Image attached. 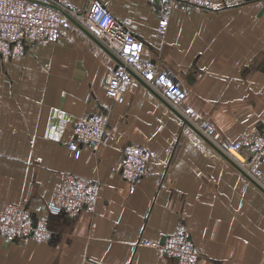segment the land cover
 <instances>
[{
	"label": "crops",
	"instance_id": "0c3cea01",
	"mask_svg": "<svg viewBox=\"0 0 264 264\" xmlns=\"http://www.w3.org/2000/svg\"><path fill=\"white\" fill-rule=\"evenodd\" d=\"M100 1L142 41L141 58L168 70L198 117L212 122L216 141L264 126V0L177 2L160 40L164 0ZM115 62L74 26L18 57L0 54V209L23 200L50 230L39 243L0 236V264H178L141 241H160L179 223L199 248L195 264H264L263 192L141 79L130 81L122 101L108 97ZM104 106L108 143L83 144L73 158L75 119ZM129 143L149 153L133 190L117 166ZM65 172L102 183L93 212L49 210Z\"/></svg>",
	"mask_w": 264,
	"mask_h": 264
},
{
	"label": "built area",
	"instance_id": "2783aa9c",
	"mask_svg": "<svg viewBox=\"0 0 264 264\" xmlns=\"http://www.w3.org/2000/svg\"><path fill=\"white\" fill-rule=\"evenodd\" d=\"M180 1L196 7L209 6L208 0H164L158 12L156 35L159 40L167 31L171 10ZM72 26L84 28L117 59L105 78L108 97L122 101L130 81L134 77L141 79L264 190V174L260 169V164L264 163V126L243 132L232 142L216 141L212 122L198 117L197 110L186 102L184 89L168 70L158 69L152 61L141 58L142 41L132 33L127 22L116 19L100 0H87L81 8L69 0H0V54L18 57L34 44L55 42ZM109 111L110 107L104 106L75 119L74 138L67 142L73 158L80 156L83 144L97 149L108 143ZM261 115L264 120V108ZM148 155L143 145L129 143L121 148L117 166L121 177L130 184V190L148 172ZM101 188L99 180L65 172L54 187L49 210L65 216L76 215L81 210L93 212ZM0 236L21 243H39L50 238V230L46 220L20 200L2 204ZM141 243L152 246L158 257L170 256L178 264H195L199 257V248L184 223H179L160 241L142 240Z\"/></svg>",
	"mask_w": 264,
	"mask_h": 264
},
{
	"label": "water",
	"instance_id": "95a60500",
	"mask_svg": "<svg viewBox=\"0 0 264 264\" xmlns=\"http://www.w3.org/2000/svg\"><path fill=\"white\" fill-rule=\"evenodd\" d=\"M81 30H83L88 36H90L91 38L95 39L94 37H92L84 28L79 27ZM96 40V39H95ZM117 61V59H116ZM185 124L189 125L192 129H194L199 135H201L217 152H219L221 155H223L228 161H230L232 164H234L241 172L242 174L248 178L256 187H258L264 194V190L253 180L251 179L249 176H247L239 167L238 165H236L232 160H230L225 154H223L209 139H207L205 136H203L202 134H200L195 128H193V126L186 120L184 119L182 116H180L178 113H176Z\"/></svg>",
	"mask_w": 264,
	"mask_h": 264
}]
</instances>
